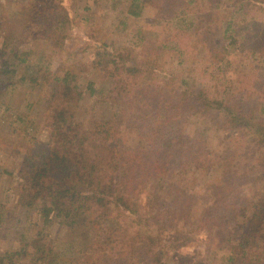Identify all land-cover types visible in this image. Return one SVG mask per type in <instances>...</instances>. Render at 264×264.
Returning <instances> with one entry per match:
<instances>
[{"label":"rangeland","instance_id":"1","mask_svg":"<svg viewBox=\"0 0 264 264\" xmlns=\"http://www.w3.org/2000/svg\"><path fill=\"white\" fill-rule=\"evenodd\" d=\"M150 1L143 15L134 17L128 13L131 0H64L70 19L64 48L57 49L34 37L39 26L34 21L31 25V17L38 0H0V49L21 47L33 52L31 64L17 61L12 78L2 76L0 126L17 130L22 147L27 142L25 128L46 140L47 72L64 70L72 73L73 82L83 92L80 120L89 125L98 118L108 127L125 131L134 122L133 114L122 115L107 100L95 104L88 90L90 82L101 87L108 81L91 67L101 45L125 51L132 62L158 73L157 89L152 91L155 108L166 110L169 118L174 114L170 132L159 139L132 134L125 138L128 152L139 155L141 162L146 159L150 170L167 172L161 184L148 174L141 178L144 183L134 192L139 198L138 211L153 217L160 211L170 263L230 264L226 256L255 205L264 201V146L218 111H206L195 100L180 101L174 89L182 78L208 87L217 85L222 91L226 88L230 106L254 110L264 119V13L239 15L243 39L238 34L232 41L225 38L224 30L233 19L235 0H199L194 7L197 11L190 12L186 23L201 20L209 26L210 35L207 42L197 44L191 31L181 29L159 7L161 0ZM223 43L227 55L219 52ZM17 148L11 153L0 150V204L6 214L14 211L22 188L18 170L24 151ZM120 216L129 225L135 214L124 211ZM48 231L53 238L54 264L113 263L106 253L109 247L98 249L92 244L86 216L72 226L54 221ZM38 257L39 253L21 254L20 244L0 231V264H43ZM258 264H264V259Z\"/></svg>","mask_w":264,"mask_h":264},{"label":"trees","instance_id":"2","mask_svg":"<svg viewBox=\"0 0 264 264\" xmlns=\"http://www.w3.org/2000/svg\"><path fill=\"white\" fill-rule=\"evenodd\" d=\"M149 1L131 0L128 13L134 17L142 16ZM152 1L150 4L157 0ZM38 2L33 6L31 17V25L34 21L39 26L34 37L63 49L70 19L64 0ZM198 2L161 0L159 5L181 29L191 31V36L197 37V44L207 42L210 35V28L203 21L196 23L192 19L186 23L190 12L197 11L194 7ZM249 12L252 17L256 12L264 13V0H235L233 19L224 30L225 38L236 41L239 36L243 37L237 17ZM255 24L258 26L259 21ZM112 46L103 43L91 66L108 80L107 83L95 87L90 82L88 90L95 104L98 100H107L122 115L133 114L134 122L125 131L108 127L107 122L98 118L85 125L79 115L83 92L73 82L72 73L64 70L47 72L50 109L46 116V140L37 138L25 128L23 137L27 142L22 147L19 143L21 134L17 130L0 126V150L11 153L18 147L24 151L18 170L22 188L11 214L2 211L0 204V231L20 244L21 254L39 253L38 259L43 264H54L55 259L48 226L54 221L72 226L81 216H86L93 232L92 244L98 249H102V245L109 247L106 253L114 264H172L167 257L169 249L163 243L167 229L161 224L160 211L155 217L140 213L139 198L134 194L144 183V180L140 183L142 177L146 179L148 174L153 181L159 178L161 184V178L167 172L150 170L148 161L143 158L144 162H141L139 155L128 152L124 143L130 134L149 140L167 135L174 114L169 118L166 110L155 108L156 96L152 91L157 89L158 73L132 62L125 51ZM219 52L229 53L224 43ZM32 55L31 50L24 51L21 47L8 51L0 49V83L2 76L10 77L17 72V61L31 64ZM219 88L182 78L174 92L182 102L195 100L206 111H218L241 131L250 134L257 145L264 146V119L254 110L230 106L226 88L223 91ZM148 158L151 160L150 156ZM124 211L135 214L131 220L133 225L123 224L120 213ZM225 259L230 264H258L264 259V201L255 205L231 247V254Z\"/></svg>","mask_w":264,"mask_h":264}]
</instances>
